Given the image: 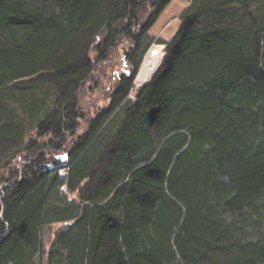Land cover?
I'll list each match as a JSON object with an SVG mask.
<instances>
[{
	"label": "trees",
	"instance_id": "16d2710c",
	"mask_svg": "<svg viewBox=\"0 0 264 264\" xmlns=\"http://www.w3.org/2000/svg\"><path fill=\"white\" fill-rule=\"evenodd\" d=\"M171 1L0 0V264H264V0H186L155 38ZM122 40L128 72L77 133Z\"/></svg>",
	"mask_w": 264,
	"mask_h": 264
},
{
	"label": "rangeland",
	"instance_id": "374dc122",
	"mask_svg": "<svg viewBox=\"0 0 264 264\" xmlns=\"http://www.w3.org/2000/svg\"><path fill=\"white\" fill-rule=\"evenodd\" d=\"M187 5L188 2L186 0H172L169 2V4H167V6L160 13L155 23L149 29V33L154 35L155 38H161L165 40L172 38L180 24L179 15L185 9V7H187ZM150 9L151 8H147V12L150 11ZM127 45V41L125 40H122L120 43L115 45L111 49L106 60L95 64V69L93 70L92 75L79 89L78 103L81 107L83 116L79 121L77 133H80L85 129L87 120L92 117L99 108L106 107L108 105L110 99L109 93H111L113 90L114 83L116 82L118 75L122 72H128V68L123 63L124 49H126L125 47ZM158 46L159 60L161 62L162 56L164 54V44L157 41H153L149 46L143 56L142 62L144 61L146 54ZM140 68L141 65L139 69ZM138 71L134 79V89L139 87L141 84L146 83L154 73L153 72L146 79L138 81ZM130 97L133 98V92H131ZM61 161L63 162L64 160L62 159ZM59 173H61V175L64 174V170L61 169ZM59 226H61V224L55 223L45 227L44 241L46 249L49 246L50 240L54 236L55 230Z\"/></svg>",
	"mask_w": 264,
	"mask_h": 264
},
{
	"label": "bare ground",
	"instance_id": "6f19581e",
	"mask_svg": "<svg viewBox=\"0 0 264 264\" xmlns=\"http://www.w3.org/2000/svg\"><path fill=\"white\" fill-rule=\"evenodd\" d=\"M159 64V46L149 51L144 61L141 64V68L138 71L137 80H144L150 76Z\"/></svg>",
	"mask_w": 264,
	"mask_h": 264
},
{
	"label": "water",
	"instance_id": "95a60500",
	"mask_svg": "<svg viewBox=\"0 0 264 264\" xmlns=\"http://www.w3.org/2000/svg\"><path fill=\"white\" fill-rule=\"evenodd\" d=\"M127 53H128V50H127V49H124V54H123V63H125V62H126ZM58 157H59V158H61V159H64V158H66V154H65V153H63V154H60V155H58Z\"/></svg>",
	"mask_w": 264,
	"mask_h": 264
}]
</instances>
